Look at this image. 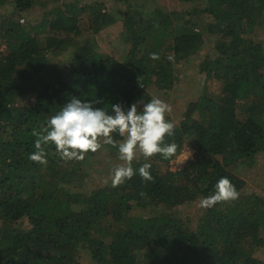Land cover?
Listing matches in <instances>:
<instances>
[{"label":"trees","instance_id":"16d2710c","mask_svg":"<svg viewBox=\"0 0 264 264\" xmlns=\"http://www.w3.org/2000/svg\"><path fill=\"white\" fill-rule=\"evenodd\" d=\"M165 1L0 0V264H264V47L254 40L264 0ZM34 7L43 13L27 20ZM113 28L127 49L96 50L98 33ZM203 51L202 90L165 117L175 157H138L115 188L110 177L86 183L98 155L121 163L110 145L83 161H61L54 146L47 166L29 160L33 130L71 98L99 99L109 114L153 97L169 104L178 66ZM185 144L192 158L173 170ZM144 163L152 181L139 175ZM222 177L239 198L201 209ZM254 177L262 195L250 190Z\"/></svg>","mask_w":264,"mask_h":264},{"label":"clouds","instance_id":"9594fccd","mask_svg":"<svg viewBox=\"0 0 264 264\" xmlns=\"http://www.w3.org/2000/svg\"><path fill=\"white\" fill-rule=\"evenodd\" d=\"M149 57L152 60L160 59L158 53H150ZM167 59L174 61V56L170 55ZM97 103H101V100L71 98L47 120L44 128L33 130L35 151L29 155V160L47 166V150L49 146H54V155L59 156L61 161H83L87 153H96L101 149L102 143L110 145L118 149V159L121 161L112 169L110 176L111 186L115 188L136 174L132 165L138 157L148 160L159 154L167 160L176 156L177 144L165 142L166 136L174 134V124L165 118L171 111L168 103L153 97L147 103L142 100L133 103L127 110L120 104H113L111 114L104 108H95L94 104ZM138 104H142L139 110ZM114 136L121 137V141L117 143ZM150 168L149 163H144L138 169L144 181L153 180ZM140 195L144 196L145 193L141 192ZM238 198L239 192L235 186L228 178L222 177L215 184L214 193L200 199L199 207L210 209Z\"/></svg>","mask_w":264,"mask_h":264},{"label":"rangeland","instance_id":"374dc122","mask_svg":"<svg viewBox=\"0 0 264 264\" xmlns=\"http://www.w3.org/2000/svg\"><path fill=\"white\" fill-rule=\"evenodd\" d=\"M152 2V6H159V7H165L167 6V1L165 0H149ZM147 0H139L138 3L142 2L145 5L149 2ZM155 4V5H154ZM148 5V4H147ZM51 5L47 6V9L50 8ZM44 10V9H43ZM39 7H34V9L31 11V16L27 17V20L32 19L33 17L39 16L43 11ZM26 23V19L24 21ZM22 23V21H21ZM203 26V24H201ZM122 34V31L120 29H111L109 32L106 30L99 32L97 35V40L95 43L96 50L103 52L105 54L110 55H119L123 53L128 45H125L124 39L119 36ZM254 40L259 41L263 47H264V31L262 32V37H255ZM204 54V51L201 53H198L191 58H189L187 61L181 62L177 69L178 74V82L174 86L172 92H171V100L169 101V105L171 106V110L175 108H181L188 102L194 100L198 95L199 92L203 88V81L200 77L197 75V67L195 64L198 63V58H200ZM208 85L212 83H207ZM210 91V89L208 90ZM171 111L168 113L170 115ZM172 121H175L174 119ZM169 122V121H168ZM188 145V144H187ZM186 144L184 145V149L182 152L185 154L180 156V159H183L182 162L180 160L179 164H184L186 160L192 158V154L194 152V149L190 147H186ZM99 162H98V169L96 172H92V176L89 177L86 180L87 185L92 187L95 184H102L105 181H107L111 175V169L114 165L118 164L117 162H114L115 164L113 166H110L108 162L110 161L108 154L102 153L98 155ZM186 159V160H185ZM174 161H172L173 164ZM178 164V165H179ZM257 165L259 166V169L261 171H264V155L258 158ZM175 168V167H174ZM250 190H254L256 194L262 195V181H260L258 178H253L250 183ZM256 258L259 261L264 262V255L261 251L256 253ZM89 264V263H88ZM93 264V263H92Z\"/></svg>","mask_w":264,"mask_h":264},{"label":"built area","instance_id":"2783aa9c","mask_svg":"<svg viewBox=\"0 0 264 264\" xmlns=\"http://www.w3.org/2000/svg\"><path fill=\"white\" fill-rule=\"evenodd\" d=\"M183 154H185V153H184V152H181V153L179 154V156L173 160V161H174L173 164H172V169H173V170L179 169V168L182 166V164H179V165H178L177 163H179L180 160L183 161V159H180V156L183 155ZM174 167H175V168H174Z\"/></svg>","mask_w":264,"mask_h":264}]
</instances>
